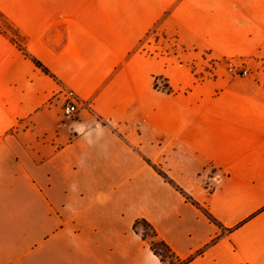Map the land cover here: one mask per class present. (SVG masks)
<instances>
[{
  "label": "crops",
  "instance_id": "crops-1",
  "mask_svg": "<svg viewBox=\"0 0 264 264\" xmlns=\"http://www.w3.org/2000/svg\"><path fill=\"white\" fill-rule=\"evenodd\" d=\"M0 16V264H264V0Z\"/></svg>",
  "mask_w": 264,
  "mask_h": 264
},
{
  "label": "trees",
  "instance_id": "trees-1",
  "mask_svg": "<svg viewBox=\"0 0 264 264\" xmlns=\"http://www.w3.org/2000/svg\"><path fill=\"white\" fill-rule=\"evenodd\" d=\"M35 62L45 72H48V70L46 68H44V66L42 64H40L36 60H35ZM206 214H208V212H206ZM138 225H141L144 228V230H146V232L148 230L151 232L150 236L153 238V240L150 241L151 249L157 256H159L161 258L162 261H165L168 256L173 257V255L170 251V248L165 244V242L156 238V234L154 232H152V229L150 228V225L148 223H146L143 220H140V221H136L135 227H137ZM177 264H181V263H177Z\"/></svg>",
  "mask_w": 264,
  "mask_h": 264
},
{
  "label": "rangeland",
  "instance_id": "rangeland-1",
  "mask_svg": "<svg viewBox=\"0 0 264 264\" xmlns=\"http://www.w3.org/2000/svg\"><path fill=\"white\" fill-rule=\"evenodd\" d=\"M0 24L4 27V28H6L8 31H11L12 33H13V30L9 27V25L8 24H6L5 22H4V20L2 19V17L0 16ZM232 66L234 67V70H236L238 67H236L235 66V64H232ZM227 67H228V69H229V67H230V64L229 63H227ZM148 232V234L150 235V231H147ZM149 239L150 240H153V238L151 237V236H149ZM166 260L168 261V263L169 262H174V259L173 258H171V257H167L166 258ZM167 263V264H168ZM170 264V263H169Z\"/></svg>",
  "mask_w": 264,
  "mask_h": 264
},
{
  "label": "built area",
  "instance_id": "built-area-1",
  "mask_svg": "<svg viewBox=\"0 0 264 264\" xmlns=\"http://www.w3.org/2000/svg\"><path fill=\"white\" fill-rule=\"evenodd\" d=\"M230 64V67H229V70L230 71H233L234 70V67L232 66V63H229ZM75 110V106L74 104H71L68 109H67V112L70 113V112H73Z\"/></svg>",
  "mask_w": 264,
  "mask_h": 264
}]
</instances>
